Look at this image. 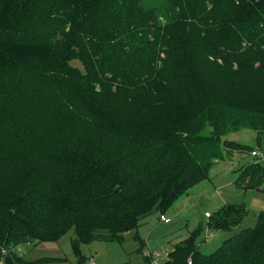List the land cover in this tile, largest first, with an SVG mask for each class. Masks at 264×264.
<instances>
[{
  "label": "trees",
  "instance_id": "16d2710c",
  "mask_svg": "<svg viewBox=\"0 0 264 264\" xmlns=\"http://www.w3.org/2000/svg\"><path fill=\"white\" fill-rule=\"evenodd\" d=\"M230 126L263 150L264 0H0V262L50 260L14 249L70 230L76 264L82 243H123L209 179L213 147L254 149L223 140ZM238 172L264 192L262 161ZM247 213L227 202L207 223ZM204 229L164 264H264V211L209 254Z\"/></svg>",
  "mask_w": 264,
  "mask_h": 264
},
{
  "label": "rangeland",
  "instance_id": "374dc122",
  "mask_svg": "<svg viewBox=\"0 0 264 264\" xmlns=\"http://www.w3.org/2000/svg\"><path fill=\"white\" fill-rule=\"evenodd\" d=\"M166 56V53L162 52L158 58L159 68L166 63L168 59ZM210 60L215 61L216 59L211 57ZM216 62L223 64L221 59ZM72 64L83 69V64L79 59L73 60ZM230 113L240 114L241 111L232 110ZM213 127L211 122L206 121L202 130L204 133H209ZM256 135L258 132L249 127L235 129L230 126V131L223 136V140H234L258 148L255 140ZM262 147L264 151V136L262 137ZM208 151L210 152L211 149ZM212 151L215 154V159L210 169V177L199 186L195 203L187 211L184 210L183 216H181L175 211L178 207V202H176L166 212L172 221L169 224L160 223L158 214L150 216L138 229L143 239L150 238L157 246L165 249V246L171 245L175 238L189 236L190 232L202 222L205 229L198 239V244L202 252L209 254L214 252L225 239L255 226L258 214L264 211V192L257 189L243 190L235 183L239 169L254 160L250 155V150L230 149L223 144H218L213 147ZM262 162L264 163V160ZM225 182L230 183L229 187L221 188ZM189 192L190 190L179 199V202L183 198L186 199ZM225 202L243 204L248 209V213L240 224L229 230L213 229L207 223L209 216L205 214L208 212L212 216ZM136 230L126 233V241L123 243L101 240L82 243L80 248L85 258L84 264H91V258L95 259L96 264H146V260L149 262V258L144 256L143 251L148 247L144 248L142 252L140 251L142 245L134 239ZM74 237L75 232L70 230L56 241H42L36 244L23 242L18 244L14 250L30 261L50 258V260H44L38 264H76L77 256L72 243ZM0 264H6L4 258Z\"/></svg>",
  "mask_w": 264,
  "mask_h": 264
},
{
  "label": "crops",
  "instance_id": "0c3cea01",
  "mask_svg": "<svg viewBox=\"0 0 264 264\" xmlns=\"http://www.w3.org/2000/svg\"><path fill=\"white\" fill-rule=\"evenodd\" d=\"M257 139V135L255 136V140ZM204 182V181H203ZM203 182L202 183H200V184H198V185H196V186H194V187H192L191 189H190V192H189V195H188V197L185 199V198H183L180 202H179V200L177 201L178 203V207H176V209H175V211H177L178 213V215H181V216H183V211L184 210H188L189 209V207L190 206H192L194 203H195V197H196V195H197V192H198V188H199V186H201L202 184H203ZM229 185H230V183H227V182H225V184L223 185V186H221V188H227V187H229ZM225 203H227V202H225ZM224 203V204H225ZM154 215V214H153ZM166 215H167V213H166ZM152 216V215H151ZM150 217V216H149ZM149 217H147L143 222H142V224L143 223H145L146 221H147V219L149 218ZM158 220H159V222L161 223L162 221L160 220V214H158ZM172 222V221H171ZM171 222H169V223H171ZM163 224H169V223H164V222H162ZM141 224V225H142ZM140 225V226H141ZM138 229L139 228H137V230H136V232L137 233H135L136 235H134V239H136V240H138L139 242H140V244L142 245L141 246V248H140V251L142 252L143 251V249L144 248H146V247H148V248H152V249H162V248H160L159 246H157V244H155V242H152L151 241V239L150 238H146V239H143L142 238V236L139 234V232H138ZM132 231H134V230H132ZM191 231V230H190ZM131 232V231H130ZM129 233V232H128ZM126 235V234H125ZM188 236H185V237H181V238H175L173 241L174 242H171V245H166L165 247L166 248H168V249H173L178 243H180L181 241H183L185 238H187ZM125 241H126V236H125ZM124 241V242H125ZM94 259V258H93ZM96 263V262H95ZM146 264H148V261L146 260Z\"/></svg>",
  "mask_w": 264,
  "mask_h": 264
},
{
  "label": "built area",
  "instance_id": "2783aa9c",
  "mask_svg": "<svg viewBox=\"0 0 264 264\" xmlns=\"http://www.w3.org/2000/svg\"><path fill=\"white\" fill-rule=\"evenodd\" d=\"M251 157L259 162L264 160V151L260 148H254L252 151H250ZM206 216H210V213H206ZM160 220L164 223L171 222V218L168 217L166 214L160 215ZM6 253L7 251L4 250ZM171 249L165 248V249H152L147 248L143 251V254L145 257L149 258L150 264H164L166 261L170 260L171 258ZM192 261L189 259V264H191ZM91 264H96L95 259L91 258Z\"/></svg>",
  "mask_w": 264,
  "mask_h": 264
}]
</instances>
